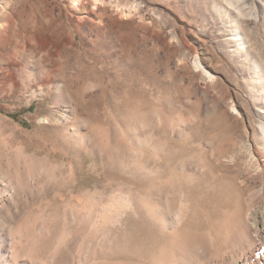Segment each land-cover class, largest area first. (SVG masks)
<instances>
[{"label": "rangeland", "instance_id": "obj_1", "mask_svg": "<svg viewBox=\"0 0 264 264\" xmlns=\"http://www.w3.org/2000/svg\"><path fill=\"white\" fill-rule=\"evenodd\" d=\"M261 127L264 0H0V264H264Z\"/></svg>", "mask_w": 264, "mask_h": 264}, {"label": "bare ground", "instance_id": "obj_2", "mask_svg": "<svg viewBox=\"0 0 264 264\" xmlns=\"http://www.w3.org/2000/svg\"><path fill=\"white\" fill-rule=\"evenodd\" d=\"M239 23V22H238ZM239 26V25H238ZM236 25V30H235V40L240 41V45L244 44V37L242 36L241 31L239 30V27ZM261 70V69H260ZM262 71V70H261ZM261 134L262 136L260 137L261 142L264 144V127H261ZM258 194V193H257ZM247 216V215H246ZM259 217V216H258ZM247 220L249 221V227L254 231L253 236L251 237V240L254 241L258 244L260 239L263 237L264 238V211L260 214L259 218V224L256 221V219L247 217ZM250 236V235H249ZM264 240V239H263ZM237 264V263H236ZM240 264V263H239Z\"/></svg>", "mask_w": 264, "mask_h": 264}]
</instances>
